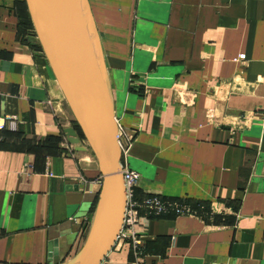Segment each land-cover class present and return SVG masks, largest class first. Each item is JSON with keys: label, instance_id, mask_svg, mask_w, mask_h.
Listing matches in <instances>:
<instances>
[{"label": "crops", "instance_id": "obj_1", "mask_svg": "<svg viewBox=\"0 0 264 264\" xmlns=\"http://www.w3.org/2000/svg\"><path fill=\"white\" fill-rule=\"evenodd\" d=\"M24 2L0 0V264H69L101 176ZM86 2L135 198L210 212L141 218L139 261L123 242L100 264H264V0Z\"/></svg>", "mask_w": 264, "mask_h": 264}, {"label": "water", "instance_id": "obj_2", "mask_svg": "<svg viewBox=\"0 0 264 264\" xmlns=\"http://www.w3.org/2000/svg\"><path fill=\"white\" fill-rule=\"evenodd\" d=\"M24 1L39 49L101 176L91 189L97 201L89 230L69 264H100L120 229L124 196L117 128L89 8L86 0ZM64 132L74 136L72 129Z\"/></svg>", "mask_w": 264, "mask_h": 264}, {"label": "built area", "instance_id": "obj_3", "mask_svg": "<svg viewBox=\"0 0 264 264\" xmlns=\"http://www.w3.org/2000/svg\"><path fill=\"white\" fill-rule=\"evenodd\" d=\"M243 59L239 55L237 60ZM6 119H0V131L5 127ZM123 185L124 207L120 229L116 235L115 242H126L132 253V257L138 262L143 256L142 242L135 226L141 218H161L165 216H195L200 219H208L209 210L201 204L192 205L186 199H162L155 195L145 196L142 200L135 198V188L139 176L136 172L125 167H120Z\"/></svg>", "mask_w": 264, "mask_h": 264}, {"label": "trees", "instance_id": "obj_4", "mask_svg": "<svg viewBox=\"0 0 264 264\" xmlns=\"http://www.w3.org/2000/svg\"><path fill=\"white\" fill-rule=\"evenodd\" d=\"M23 4H24L25 9H26V11H27V7H26L25 2H24ZM23 27H24L25 29L30 30L31 32H33V36L35 37V35H34V31H33V27H32V23H31V21H30V18H29V15H28L27 12L25 13V16H24ZM34 42H35L36 46H37L38 49H39V44H38V42H37L36 39L34 40ZM39 50H40V49H39ZM74 126H75L76 130L79 131V129H78V127L76 126V124H74ZM186 201L189 202V203L192 204V205H195V204H201V205L205 208V210H206L205 205H204L203 203H201V202L190 201V200H187V199H186ZM165 217H173V216H165ZM161 218H162V217H161ZM147 219H153V218H147Z\"/></svg>", "mask_w": 264, "mask_h": 264}, {"label": "rangeland", "instance_id": "obj_5", "mask_svg": "<svg viewBox=\"0 0 264 264\" xmlns=\"http://www.w3.org/2000/svg\"><path fill=\"white\" fill-rule=\"evenodd\" d=\"M35 35V34H34ZM55 81V80H54Z\"/></svg>", "mask_w": 264, "mask_h": 264}, {"label": "bare ground", "instance_id": "obj_6", "mask_svg": "<svg viewBox=\"0 0 264 264\" xmlns=\"http://www.w3.org/2000/svg\"><path fill=\"white\" fill-rule=\"evenodd\" d=\"M84 139V138H83Z\"/></svg>", "mask_w": 264, "mask_h": 264}]
</instances>
